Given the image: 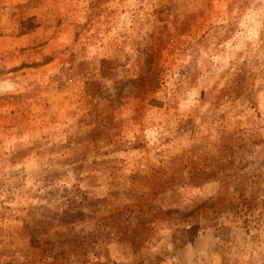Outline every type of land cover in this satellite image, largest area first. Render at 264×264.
<instances>
[{
    "label": "rangeland",
    "instance_id": "obj_1",
    "mask_svg": "<svg viewBox=\"0 0 264 264\" xmlns=\"http://www.w3.org/2000/svg\"><path fill=\"white\" fill-rule=\"evenodd\" d=\"M0 264H264V0H0Z\"/></svg>",
    "mask_w": 264,
    "mask_h": 264
}]
</instances>
